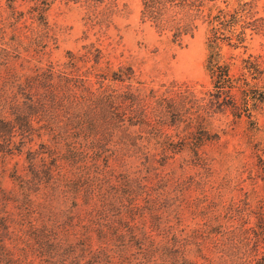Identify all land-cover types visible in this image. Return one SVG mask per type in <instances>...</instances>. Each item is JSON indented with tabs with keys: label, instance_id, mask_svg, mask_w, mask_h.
I'll use <instances>...</instances> for the list:
<instances>
[{
	"label": "rangeland",
	"instance_id": "1",
	"mask_svg": "<svg viewBox=\"0 0 264 264\" xmlns=\"http://www.w3.org/2000/svg\"><path fill=\"white\" fill-rule=\"evenodd\" d=\"M243 2L250 4L245 41L238 44L236 35L232 45L224 41L219 48L210 49L207 23L199 22L194 31L176 40L173 31L144 21L143 0H0V117L9 115L5 103L12 100L6 101V97L21 93L19 86L11 88L10 70L20 75L23 85L25 77L37 78L32 93L40 105L32 113L35 130L28 135V146L21 144L19 129L15 131L17 139L14 137L11 143L5 132L0 133V264H56L59 257H66L65 264H106L103 253L110 238L103 241L99 237L104 221L113 226L110 232L138 227L156 241L169 238L165 236L174 228L181 242L188 243L184 264H264V0ZM207 3L215 14L220 9L233 12L242 2ZM34 4L46 8L43 15L47 27L39 12L31 13ZM205 12L210 11L207 8ZM98 51L102 57L96 55ZM69 52L93 57L84 64L86 75L93 64L110 74L120 68L132 72L134 77L119 82L118 88L141 89L140 108L145 118L137 121L149 125L136 126L131 141L157 148L161 143H172L169 156L175 159L171 166H161L149 176L139 156L135 157L136 152L130 151L127 165L122 159L110 164L100 161L102 176L113 181L109 185L80 188L72 180L69 167L62 163V167H54L47 183L35 187L39 190H29L34 185L29 182L35 179L32 168L42 161L39 157L32 159L28 151L41 150L43 141L50 142L44 126H56L59 119L60 126H65L73 115L76 122H84L91 130L83 111L87 105L63 109L70 118L59 117L41 106L51 85L59 82L63 69L58 64L67 61ZM211 53L220 57V64L229 65L236 85L245 86L236 89L232 97L240 108L219 107L217 103L209 108L211 95L216 93L208 66ZM27 59L30 63L24 62ZM42 70L46 75L39 74ZM50 72L54 73L53 79L43 83ZM85 79L75 78L73 84L77 83L89 97L100 86L116 88L115 82H103L93 75ZM77 97L81 101L88 98L80 92ZM225 98L223 95L219 101L229 100ZM90 106L88 103V110ZM126 119L136 121L131 114ZM99 124L92 122L95 127ZM191 131L197 135L189 136ZM197 138L202 140L196 150L192 145ZM57 140L62 141L53 139L56 145ZM108 142L119 141L114 138ZM181 142L187 147L176 155ZM162 151L156 150V158L164 157ZM40 175L39 182L40 177H46L45 173ZM124 176L138 178L150 188L157 178L166 177L162 187L169 195L168 201L162 198L148 206L153 212L159 207L154 218L144 214V218L137 216L128 222L129 203H116L109 195L106 198V192L118 186ZM90 193L96 194L89 197L92 201L87 199ZM103 193L106 201L99 202L102 197L98 195ZM144 197L140 196L135 204L143 206ZM27 199L38 205L40 221L26 219L30 204ZM10 212L15 214L14 219H8ZM71 245H77L78 250L70 251ZM111 259L113 264H120L117 256ZM154 259L157 261V257ZM158 261L174 264L166 257Z\"/></svg>",
	"mask_w": 264,
	"mask_h": 264
},
{
	"label": "trees",
	"instance_id": "2",
	"mask_svg": "<svg viewBox=\"0 0 264 264\" xmlns=\"http://www.w3.org/2000/svg\"><path fill=\"white\" fill-rule=\"evenodd\" d=\"M208 1L211 0H143L144 21L150 22L151 25L159 29L173 31L176 40H181L184 35L194 31L198 27L199 22L207 23L211 33L209 38L210 49L219 48L224 41L232 45V40L236 35L238 44L243 43L246 39V17H248L249 14L248 6L250 4L247 2L244 3V0H240L242 3L239 4V8L235 9V11L232 12V10L220 9L218 13L214 14L212 12V7H208ZM39 5L34 4L31 6L30 11L31 13L39 12L41 14L40 18L44 22L45 27H47L48 21L45 20L43 15L47 10L44 7L40 8ZM207 8L210 12L206 13L205 9ZM96 55L102 57V52L98 51ZM92 58L90 54L69 52L68 58L66 59L67 61L63 64H58L63 69L60 71L61 75H59V82H57V84L55 83L53 86L51 85L54 89L52 88L51 92L46 95L45 101H43L41 105L47 106V111L56 113L59 117L63 116L64 118H70V116L63 113V109L73 110L78 105H87L86 109L83 111H85L86 116L89 117L86 123L90 125L91 130L88 126L83 124L84 122H76L73 115H71L68 122H65V126H60V119L59 124L56 126H44V131L48 128L45 134L49 137L48 141L51 143L43 141L41 143V150L34 149L28 151V155H30L32 159H37L39 157L42 161L35 166L36 168H32L35 179L33 182H29L34 184L28 187L29 190H39L35 187H40L42 184L44 185L47 183L51 178L50 174H53L54 167L60 168L62 167V163H66L67 167H69L72 180H74L80 188L84 185L90 188L94 184L109 185L112 180L104 179L102 176L103 165L100 161L110 164V162L116 163L122 159L124 160L123 165H127L125 159H128L127 156L130 151L136 152L135 157L139 156V159H141L140 162L149 176L155 174L161 166L165 168L169 165L171 166V160L174 158L169 156V153L174 148L171 147L173 145L172 143L164 142L158 146V148L163 150L162 154L164 153V157L158 159L156 158L157 146H151L150 144L144 145L136 141H131L135 139L134 134L137 131L135 130L136 126L143 127L149 125L146 121H137L140 117L145 118L141 114L142 109L140 108L142 101L140 98L142 96L141 89L138 87H127L126 90L124 86H121V89L118 88L119 82L134 77L132 72L127 73L120 68L110 74L109 70L97 69L98 66L93 64L88 68L89 75H86L83 69L84 64L88 63L87 61ZM219 58L220 57L214 53H211L208 58V66L214 78V87L216 88V93L211 95L212 100L209 108L212 109L216 107L217 103L219 107L225 106L224 108L233 107L234 109H238L240 107L237 102H232L233 93L236 89H242L245 88V86L236 85L230 75L231 71L229 65L220 64ZM29 61L30 60L27 59L24 62L30 63ZM96 63L97 62H95V64ZM39 74L46 75V71L42 70ZM51 74L54 75L53 72H50L49 77H46L43 83H47L49 79H53ZM76 75L78 77H76ZM90 75L101 78L103 82L113 81L115 82L116 88L106 89L104 86H100L89 97L88 94L82 93L83 88L77 85V83L73 84V79L77 78L85 81V78H88ZM18 77H20V75H18L16 71L10 70L9 79H12L11 88L13 89L19 86L21 93L20 95L15 94L13 97H6V101H8L9 98H11L12 101L9 104L5 103L6 108H9V115L7 117H0V133L5 132V135L8 136L11 143L13 139H15L14 137H16V129H19L21 136H23L20 141L21 144L28 146L31 141L28 139V135L34 133L35 130V119L32 113L35 111L36 107H40L32 93V88L35 86L37 78L35 79L34 77V79H29V77H25L23 85L22 82H20L21 79L19 80ZM250 89L251 88H249V90ZM78 92H80L82 96L88 97L86 98L87 100L81 101L77 97ZM223 95L226 97L225 99L229 98L228 101H224L225 103L219 101ZM1 97L2 96H0V100ZM261 100L264 101V96ZM88 103L91 105V109L89 110ZM2 110L3 109L0 110V114H2ZM47 114L46 112V115ZM128 114H131L132 120L135 119L136 121H128L126 119ZM77 117L78 115H76V118ZM93 121L100 124L95 127L92 125ZM96 128H98V133ZM93 129H95V132ZM194 133L196 136L197 132L194 131H191L189 136H193ZM102 137L105 138V141L101 140ZM57 138L62 139V141L57 140L58 145L55 144L56 140L53 142V139ZM114 138H117L119 142L110 144L108 141ZM201 140L202 139L196 140L192 145L196 150L199 148ZM185 146L183 142L177 144V150L174 154L177 155V153L183 151ZM0 150H3L1 146ZM42 173H45L46 177L44 180L40 177L41 182H39L38 177L41 176L40 174ZM165 181L166 177L157 178L156 184L150 188L140 182L138 178L124 176L120 179V184L118 186L106 192V198L109 195L116 203H129V219L126 216L128 222L137 216H142L144 218V214L151 217L153 216L152 218H154L155 215H153V213L157 214L159 207H154L156 211L153 212V207L148 206L150 204L153 206L157 200L162 198L163 202L164 199L168 201L169 195L162 187L165 186ZM117 182H119V180ZM52 189L55 191L54 186ZM181 190L184 189L181 188ZM153 191L157 192L153 193ZM104 194L105 193L98 195L102 197L99 198V202L106 201V199H104ZM91 195L95 196L96 194L90 193L87 196L89 201L93 199L89 198ZM144 195H146V197H144L146 202L143 206L136 205L135 202L138 198ZM27 201L30 202V204L29 207H27L26 219L40 221L41 214L38 213V205L34 204V201L29 199H27ZM179 202H181V199ZM178 207L180 208V204ZM115 209L123 210V208ZM36 213H38L37 216ZM157 216L159 219L161 218L159 217L161 215ZM10 218L14 219L15 214L10 212L8 214V219ZM65 223L66 220L63 224ZM101 226L99 237L103 241L108 237L110 238V242H107L108 247L106 252L103 253L106 258V264H113L111 256H117L120 264H159V258L163 257L169 258L174 264H184L187 260L185 251L188 243L181 242L180 235L173 231L174 228L165 236H169V238L164 237L166 240L156 241L155 238H152V236L150 237L143 228L128 227V232L119 230V233L116 230L110 232L113 226L110 225L109 222L104 221ZM38 228L39 227H37V229ZM88 233L91 235V231ZM190 234L193 235L194 232H190ZM26 235H28V232ZM103 243L104 242L101 244L103 245ZM70 247V251L78 250L77 245H71ZM154 257H157V261H155ZM65 258L66 257H59L60 261L57 260L56 264H65ZM75 264H80V261H76Z\"/></svg>",
	"mask_w": 264,
	"mask_h": 264
}]
</instances>
